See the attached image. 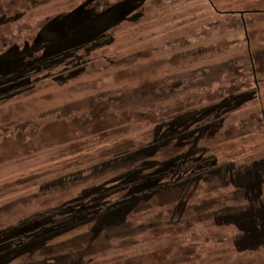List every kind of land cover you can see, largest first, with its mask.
<instances>
[{
	"label": "rangeland",
	"instance_id": "374dc122",
	"mask_svg": "<svg viewBox=\"0 0 264 264\" xmlns=\"http://www.w3.org/2000/svg\"><path fill=\"white\" fill-rule=\"evenodd\" d=\"M257 8L264 0H0V56L30 51L49 22L73 12L81 32L27 88L0 99V230L45 212L84 221L5 264L56 255L71 264H264L261 251L239 249L227 219L247 205L251 184L264 198V182L243 176L264 158V14L239 16ZM239 95L240 108L223 115ZM174 129L186 139L168 137ZM151 145L143 160L189 151L212 172L150 200L137 191L130 214L119 203L116 219L96 225V212L130 193L120 175L138 166L128 156Z\"/></svg>",
	"mask_w": 264,
	"mask_h": 264
},
{
	"label": "trees",
	"instance_id": "16d2710c",
	"mask_svg": "<svg viewBox=\"0 0 264 264\" xmlns=\"http://www.w3.org/2000/svg\"><path fill=\"white\" fill-rule=\"evenodd\" d=\"M74 13L75 12L68 16L66 15L58 17L55 20L49 22L44 27L43 31L39 33V37L37 40H35V45L33 46V48L29 49L30 51H17V53L8 51L4 55L0 56V99L7 97L9 93H16L18 89L27 88L31 84V76L40 74V72H42L44 69V67L41 66L44 65L48 60L52 59L51 56H54V54L57 55L59 53L60 54L57 55V57L60 55H64V50H61V47H67V50H69L71 46L68 47L67 45L72 41L76 42L78 40L81 32L74 31V26L69 24V22H71L70 20L74 18ZM223 13L226 15L234 14L233 11H226ZM244 14H253L257 16L256 19H261V15L264 14V9L257 8L256 11L253 9H249L245 12L239 13V16L242 17ZM81 15L83 16V14ZM82 19L87 20L91 26L89 28H86V30H94L95 28H97V24H92V21L96 23L94 17H91L88 12H86L85 16H83ZM76 21L77 23H79L80 19ZM240 23L243 33L244 35H246V30L248 29L247 22L241 20ZM61 31L63 32L59 33ZM85 35L88 36V34ZM68 37L71 39V41H69L70 39H68ZM34 48L35 50L41 49V55L37 54V51H34ZM262 51L264 52V50ZM231 64L233 67H235V63ZM249 65L251 66L252 74L256 75L257 72L254 69L255 64L252 62L251 58H249ZM241 99L242 97L239 95L233 101V107L225 110L223 112V115L227 114L228 112L238 110L242 102ZM219 117L221 116L215 115L214 121L206 124L208 126L214 127L216 122H218ZM199 130L201 132H205L203 128H199ZM4 131L10 133L13 131V129H7ZM171 131L172 133H169L168 137L175 135L174 133H176L177 138H180L181 134L185 132V130L175 129ZM185 139L186 137L180 138V140L183 141ZM185 145L186 142H184L183 144L179 143L176 145V149L179 150L178 147H180V149L184 148ZM151 151L152 153H150ZM155 152V146L151 145L143 148H138L137 152L132 153L128 156V159L135 161V164L138 167L132 169L131 172H127L130 174V177H128L127 173L121 174L120 183L122 182V184H124L125 182L126 185L130 183V193L125 198H120V202L116 204H108L102 212H96V225L103 222L107 217H109L107 218V221L116 219V216L112 214L114 210L111 209L119 206V203L124 205L125 211L123 212V214H130V212L132 211H130V209L135 207L138 201L144 198L145 201L148 199L150 200L152 198L149 197L154 196L158 192L161 193L170 189H182L185 186L191 184L190 182L194 181L193 179L201 177L203 178L207 176L205 175L206 173L212 172L210 170L212 165L208 164L206 160H203L200 157H194L193 153L189 151H185L175 158L168 160L167 162L162 164H156L142 159L143 157H150L151 154H154ZM207 170L209 171L207 172ZM244 170L247 171H244L243 176H248L250 179H254V177H257V179H261L264 182V158L259 159L257 163H249V165L244 167ZM178 171H181V175L173 176L174 174L172 172ZM257 188L258 184H251V186L246 190L245 193L247 194V197L249 194V198H246L248 202L247 205H244L241 209L237 208L236 211L227 215L228 218H224H227L233 225V227L240 231V234L237 236V246L239 247V249L243 251L259 250L264 254V198H258V196L262 195H260ZM137 191L143 192L134 195L144 193L146 197L143 196L142 199L138 200L136 196L132 195ZM119 209L117 211H119ZM43 215L44 217L22 221L15 226H9L6 229L0 230V264H5L8 259H11L10 261H15L22 255H27L37 249L46 247V242L49 239L58 236H60L59 238L63 237L65 235L64 232L73 229L77 225H82L84 221L83 214L81 212L72 213L70 215V219L68 220H58V218L53 213L45 212V214ZM55 219H57V221L52 222ZM30 222H35L34 226H31L32 224H29ZM24 227V230H26V228L34 229L31 232V236L28 238L29 240H26L19 231V229H22ZM92 231L95 232L96 229H92ZM10 234L11 237L7 240H4ZM65 259L66 256L64 255H56L46 258L44 263H72Z\"/></svg>",
	"mask_w": 264,
	"mask_h": 264
}]
</instances>
